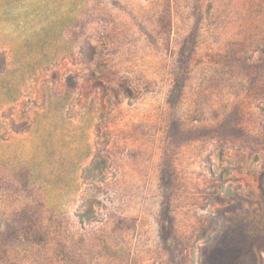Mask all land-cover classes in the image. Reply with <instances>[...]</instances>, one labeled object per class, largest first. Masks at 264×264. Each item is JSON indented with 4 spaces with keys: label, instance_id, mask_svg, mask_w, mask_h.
Returning <instances> with one entry per match:
<instances>
[{
    "label": "rangeland",
    "instance_id": "obj_1",
    "mask_svg": "<svg viewBox=\"0 0 264 264\" xmlns=\"http://www.w3.org/2000/svg\"><path fill=\"white\" fill-rule=\"evenodd\" d=\"M264 0H0V264H264Z\"/></svg>",
    "mask_w": 264,
    "mask_h": 264
},
{
    "label": "trees",
    "instance_id": "obj_2",
    "mask_svg": "<svg viewBox=\"0 0 264 264\" xmlns=\"http://www.w3.org/2000/svg\"><path fill=\"white\" fill-rule=\"evenodd\" d=\"M263 178H264V173H262L260 176V182H262Z\"/></svg>",
    "mask_w": 264,
    "mask_h": 264
}]
</instances>
